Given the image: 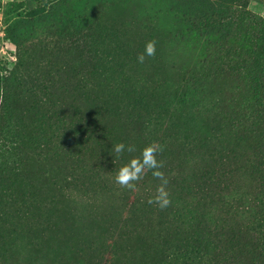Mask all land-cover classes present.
Masks as SVG:
<instances>
[{
  "label": "rangeland",
  "instance_id": "1",
  "mask_svg": "<svg viewBox=\"0 0 264 264\" xmlns=\"http://www.w3.org/2000/svg\"><path fill=\"white\" fill-rule=\"evenodd\" d=\"M58 16L88 19V30L56 37ZM12 25L21 51L7 37ZM149 41L155 54L139 63ZM261 60L264 0H0L6 121L25 136L38 119L54 118L59 128H41L42 151L24 143L6 156L0 228L12 230L15 207L29 216L21 217L22 243L17 236L4 251L0 241V264H207L214 256L187 255V226L172 220L180 205L195 210L196 203L180 193L172 172L189 144L212 160V136L230 144L229 176L204 192L226 222L223 237L241 241L242 224L225 216L221 202L251 192L264 202V177L251 167L264 159V117H256L264 79L260 91L252 83L264 73V64L255 67ZM155 135L167 183L145 170L149 177L134 188L117 184L118 169ZM70 138L76 145H67ZM117 143L135 151L117 155ZM162 185L170 200L164 209L148 203ZM136 191L141 205L131 208Z\"/></svg>",
  "mask_w": 264,
  "mask_h": 264
},
{
  "label": "trees",
  "instance_id": "2",
  "mask_svg": "<svg viewBox=\"0 0 264 264\" xmlns=\"http://www.w3.org/2000/svg\"><path fill=\"white\" fill-rule=\"evenodd\" d=\"M43 0H34L36 3H40ZM58 2V0H57ZM36 9L35 11H39ZM58 18L61 21V26L55 31V36L61 39L71 38L73 35L78 36L80 33H83L88 30L89 20L85 18L78 17L75 21L70 20L71 22ZM68 22V23H67ZM15 26L12 25V35L10 34V26L6 30L8 39H10L17 49L21 51L23 43L21 39L15 34ZM264 60H261L260 63H256V69L262 67ZM259 74V73H258ZM255 73V77L252 78V83L255 87H258L257 90L260 91L262 86H259L264 79V73L262 75ZM10 77L0 79V172L7 169V155L14 156L16 151L21 150V147L26 143L29 144V147H32L35 150H43V144H37V136L41 132V128L46 126L48 122V128L57 133L59 128L57 122H53V119L47 118L46 122L44 118L36 120L33 124V132H29L28 136L22 135L15 123H8L5 118L4 104L6 97V84L9 81ZM15 81V77L12 75V83ZM254 97L257 94L254 89ZM253 97V98H254ZM258 107L262 105V101L259 97L254 98ZM257 119L263 120L264 110L257 112ZM45 122V123H44ZM212 139V140H211ZM210 142L214 145L215 150L210 154L212 160H205L203 155L198 156L194 151L192 145L189 144L187 153L183 156V162L178 165L174 172H172L176 185L181 189L180 193L190 195V199L195 203V210L189 208L185 209L187 206L180 205L176 211H172L171 214L172 220L176 223H183L187 226L186 231V241L185 248L187 250V255L194 254L200 256V261H205L207 257L214 256L213 260L207 262V264H259L261 256H264V202H259L254 195L251 193L247 194H238L232 196L234 199L226 202L223 198L222 205L227 208V213L225 216L231 218V222H237V224H242L243 230H238L239 234L242 236L240 241L237 237H223V232L227 230L224 224L225 221L218 220L220 218L218 210L214 209V204L211 201H208V194L206 189L212 183L219 184L221 181L226 180L229 176V173L225 169V160L226 156L231 154L230 144L225 142H218L211 137ZM76 145L74 139L70 138L67 141V145ZM80 144V143H79ZM152 145H155L157 148H160L163 143L161 139L155 135L151 141ZM188 145V143L186 144ZM254 171H257L259 175L264 177V159L259 163H253L251 165ZM260 169H263L261 171ZM5 172V171H4ZM77 172L71 173V178H74L73 175ZM148 171L144 172L143 178L140 181H146L148 178ZM70 178V180H71ZM264 183V181L262 182ZM261 186L262 191L264 192V184H258ZM125 191V189H123ZM134 200L130 204L131 208H136L138 205H141L138 200V191L133 194ZM207 202V203H205ZM256 202H259V206H256ZM207 205V208H204V212L201 213L198 211L201 208V205ZM262 203V206L261 204ZM0 215L5 217V212H0ZM29 216L27 211L25 212L20 207H15L12 210V218L16 221L15 225L12 227V230H6L0 228V241L2 245V250L8 247H12L14 240L18 239L22 243L24 241V233H22L23 224L21 222V217ZM189 217V218H188ZM235 219V221H234ZM2 223V221H1Z\"/></svg>",
  "mask_w": 264,
  "mask_h": 264
},
{
  "label": "clouds",
  "instance_id": "3",
  "mask_svg": "<svg viewBox=\"0 0 264 264\" xmlns=\"http://www.w3.org/2000/svg\"><path fill=\"white\" fill-rule=\"evenodd\" d=\"M155 50V42L149 41L145 45L144 53L137 57L138 62L143 63L145 56H154ZM112 150L117 155H120L125 151L131 153L135 151V148L128 147L124 143H117L113 146ZM158 151H160V149L152 144L143 147L139 156L131 158L118 169L115 182L125 188H134L136 182L143 178L145 170H151L154 177L162 180L163 184H166L167 181L163 179V173L159 171L162 165L157 159ZM148 203H156L161 209L169 206L170 200L163 185L157 189L156 196L153 199H149Z\"/></svg>",
  "mask_w": 264,
  "mask_h": 264
}]
</instances>
